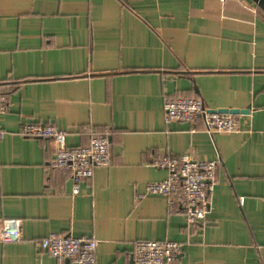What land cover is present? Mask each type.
<instances>
[{"label":"crops","instance_id":"obj_1","mask_svg":"<svg viewBox=\"0 0 264 264\" xmlns=\"http://www.w3.org/2000/svg\"><path fill=\"white\" fill-rule=\"evenodd\" d=\"M0 226L22 219L23 239L0 240V264H69L43 251L51 232L95 236L96 264H136L138 239L184 244L174 264H264V9L255 0H0ZM167 95L239 109L241 130L166 121ZM43 122L71 146L93 133L111 143L73 194L51 167L52 139L19 133ZM218 159L210 207L188 224L147 183L168 176L163 154Z\"/></svg>","mask_w":264,"mask_h":264},{"label":"built area","instance_id":"obj_2","mask_svg":"<svg viewBox=\"0 0 264 264\" xmlns=\"http://www.w3.org/2000/svg\"><path fill=\"white\" fill-rule=\"evenodd\" d=\"M224 2L225 0H221ZM10 105L9 93L0 89V118ZM166 121H203L211 133H230L241 130L236 114L222 113L207 106L202 98L183 95H167L164 101ZM19 133L31 138L52 139L56 153L51 167L71 176L73 194L81 190V183L93 176L97 166L112 162L111 143L107 135L93 133L88 144L71 146L67 131L50 123L27 122ZM5 134L0 123V138ZM218 159H199L192 153L183 155L163 154L155 158L153 165L168 171V176L147 183L148 193L166 196L170 207H181L190 225L203 221L210 207V195L214 189ZM22 219L6 218L0 226L3 242L23 239ZM99 240L95 236H73L51 232L39 239L43 251L69 264H96ZM180 241L164 239H138L134 243L136 264H174L183 250Z\"/></svg>","mask_w":264,"mask_h":264},{"label":"water","instance_id":"obj_3","mask_svg":"<svg viewBox=\"0 0 264 264\" xmlns=\"http://www.w3.org/2000/svg\"><path fill=\"white\" fill-rule=\"evenodd\" d=\"M255 1L258 2V4L264 9V0H255ZM217 111L222 112V113H232V114L242 112V111H239V109H218Z\"/></svg>","mask_w":264,"mask_h":264}]
</instances>
